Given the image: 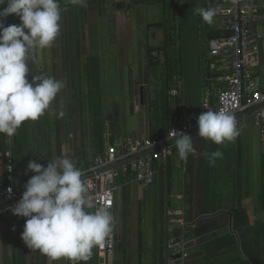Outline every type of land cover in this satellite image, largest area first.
<instances>
[{"label": "crops", "instance_id": "0c3cea01", "mask_svg": "<svg viewBox=\"0 0 264 264\" xmlns=\"http://www.w3.org/2000/svg\"><path fill=\"white\" fill-rule=\"evenodd\" d=\"M220 0H86L73 6L59 0L57 40L35 51L32 76H51L64 84L48 112L25 122L0 151L12 160L16 181L27 182L30 160L47 166L67 155L89 165L107 146L117 153L146 138H161L171 111L197 121L202 103L215 104L221 66L209 57L207 41L215 31L194 14ZM43 53V54H42ZM258 78L264 89V53H258ZM175 96H170L171 91ZM239 136L215 145L192 135L195 152L187 161L172 155L156 165L151 184L119 179L114 208L115 247L107 264H264V123L239 115ZM222 155L210 166L208 158ZM0 161V183L4 179ZM0 208V264L50 262L21 239L25 218ZM90 211H95L92 209ZM243 211L246 225L202 244L198 237L227 224L224 213ZM176 231L181 233L177 236ZM197 237L177 260L166 252L170 240ZM169 248V247H168ZM94 248L87 264H99ZM84 264V262H80Z\"/></svg>", "mask_w": 264, "mask_h": 264}, {"label": "clouds", "instance_id": "9594fccd", "mask_svg": "<svg viewBox=\"0 0 264 264\" xmlns=\"http://www.w3.org/2000/svg\"><path fill=\"white\" fill-rule=\"evenodd\" d=\"M73 6H86V0H69ZM196 15L211 25L217 15L214 7H197ZM9 16L19 24L5 26ZM59 0H0V134L13 137L27 121H37L50 111L64 84L51 76L29 75V61L37 50L49 48L58 38L61 26ZM198 137L215 145L232 142L239 136L234 114L225 109L202 112L197 118ZM174 131V130H173ZM174 144L181 160L195 152L193 138L174 131ZM222 153L208 158L215 166ZM33 173L24 185L22 198L9 210L25 218L21 239L25 246L39 251L50 262L66 259L80 264L91 259L94 248H104L113 232L115 218L107 208H98L89 193L84 173L67 155L47 166L30 160L26 173ZM9 193L11 189H8ZM95 209V211H90Z\"/></svg>", "mask_w": 264, "mask_h": 264}, {"label": "built area", "instance_id": "2783aa9c", "mask_svg": "<svg viewBox=\"0 0 264 264\" xmlns=\"http://www.w3.org/2000/svg\"><path fill=\"white\" fill-rule=\"evenodd\" d=\"M216 9L215 31L218 35L208 39L207 51L209 57L216 59L221 66V73L216 78L221 88L214 105L208 100L203 101L202 112L229 110L236 117L238 127L239 115L252 110L250 117L258 123H264V89L259 83L257 70L258 53L261 50L264 53V0H221ZM175 95L176 92L172 90L170 96ZM173 130L193 134L198 132L197 121L183 120L172 110L165 136L146 138L135 146L124 148L120 153L107 146L104 154L96 157L89 165L75 164L84 173L88 191L96 198L98 208L113 210L119 179L141 184L152 183L156 165L172 155ZM0 161L4 162L5 172L3 182L0 183L1 207L19 201L26 182L14 179L12 160L2 151ZM8 189H11L10 193ZM179 245H184V242L173 239L168 247ZM114 247L115 236L112 232L106 246L96 248L99 264H107V257ZM183 251L181 259L186 257Z\"/></svg>", "mask_w": 264, "mask_h": 264}, {"label": "water", "instance_id": "95a60500", "mask_svg": "<svg viewBox=\"0 0 264 264\" xmlns=\"http://www.w3.org/2000/svg\"><path fill=\"white\" fill-rule=\"evenodd\" d=\"M251 112H252V110L247 111L245 113L247 115H249ZM192 135H198V132L190 134L189 136H192ZM114 166H116V165H113L112 167H114ZM108 169L109 168H107L106 170H108ZM9 204H11V203L5 204V205L1 206L0 208H4ZM224 214L227 216V224L223 227L216 229V230H210L205 235L198 237L197 242L199 244H202V243H204V242H206L212 238L221 236V235L226 234V233L236 235L237 232L241 231L242 228L245 227L247 222H246V217H245V214L243 213V211H234V212H229V213H224ZM191 237L193 238V242L189 241L182 246L179 245V246H176L174 248H168V245H166V247H167L166 252L173 256L172 259H174V260L179 259L181 257L182 251L186 250V248H188L189 246H192L193 243L195 242L196 238H197L195 236L194 232H193V235ZM185 239H186V237L184 238L182 236L180 239H177V242L180 240H185Z\"/></svg>", "mask_w": 264, "mask_h": 264}, {"label": "rangeland", "instance_id": "374dc122", "mask_svg": "<svg viewBox=\"0 0 264 264\" xmlns=\"http://www.w3.org/2000/svg\"><path fill=\"white\" fill-rule=\"evenodd\" d=\"M218 5L221 4V0L217 2ZM5 26H8L10 24H19L20 23V20L18 17L16 16H9L5 21ZM43 54V53H42Z\"/></svg>", "mask_w": 264, "mask_h": 264}, {"label": "trees", "instance_id": "16d2710c", "mask_svg": "<svg viewBox=\"0 0 264 264\" xmlns=\"http://www.w3.org/2000/svg\"><path fill=\"white\" fill-rule=\"evenodd\" d=\"M216 35H218V33H217L216 31H213V30H212V33H209V35H208V36H209L208 39H211V38L215 37ZM166 133H167V131L165 132V135H166ZM175 234H176L177 236H179L181 233H180V232L178 233V232L176 231ZM183 237L185 238V235H183Z\"/></svg>", "mask_w": 264, "mask_h": 264}]
</instances>
